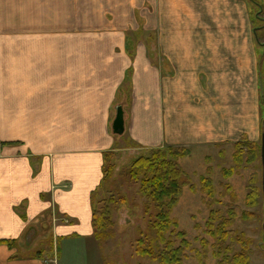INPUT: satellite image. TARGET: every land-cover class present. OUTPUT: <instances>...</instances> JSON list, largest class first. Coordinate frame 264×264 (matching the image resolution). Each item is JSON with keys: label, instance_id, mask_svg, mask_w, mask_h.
<instances>
[{"label": "crops", "instance_id": "crops-1", "mask_svg": "<svg viewBox=\"0 0 264 264\" xmlns=\"http://www.w3.org/2000/svg\"><path fill=\"white\" fill-rule=\"evenodd\" d=\"M252 7L0 0V240L12 242L0 243V264H60L78 242L100 252L91 194L103 154L117 148L116 106L122 135L143 148L255 139L262 48ZM47 221L51 249L22 255L27 232Z\"/></svg>", "mask_w": 264, "mask_h": 264}, {"label": "rangeland", "instance_id": "rangeland-1", "mask_svg": "<svg viewBox=\"0 0 264 264\" xmlns=\"http://www.w3.org/2000/svg\"><path fill=\"white\" fill-rule=\"evenodd\" d=\"M251 10L253 18L256 9L252 7ZM136 28L141 30V23H135L134 29ZM138 41L141 39L129 40L130 43L134 42V46ZM261 65L264 67V61ZM263 104L264 101L261 102V114L264 117ZM261 124L252 140L259 145V149ZM114 136L117 138V148L110 155V181L120 185V192L126 203L120 204L114 212L112 233L98 243L99 253L90 245L78 242L74 252L73 248H69L67 253L60 256V264H98L99 257H102V264H158L135 253L134 239L137 238L139 230L145 227V218L142 215L145 198L138 192V185L120 177L125 167L139 156L148 154L151 149L131 143L124 135ZM243 139L246 138H240ZM175 148L181 149L178 154L185 153L178 158L177 166L184 171L187 178L186 184L180 189L178 202L169 214L176 222V233L182 232L184 236L178 237L174 233L176 244L180 243V238L186 239L188 243L181 263L235 264L233 258L242 252L247 254L249 264H264V188L261 187L260 150L255 152L254 160L248 161L246 152L240 159L235 156L237 149L234 144ZM202 178L209 181L211 196L203 189ZM251 193H254V198L249 200ZM103 197L104 194L100 193L96 199ZM221 219H224V226L219 231L217 228ZM43 225L44 227L39 226L33 232H27V237L31 238L27 241L25 236L24 240L27 244L32 243V250L22 251V255L51 249L47 243L50 222H44ZM50 253L54 255V249Z\"/></svg>", "mask_w": 264, "mask_h": 264}, {"label": "trees", "instance_id": "trees-1", "mask_svg": "<svg viewBox=\"0 0 264 264\" xmlns=\"http://www.w3.org/2000/svg\"><path fill=\"white\" fill-rule=\"evenodd\" d=\"M248 1L255 7L253 0ZM255 9L253 13V25L256 28L259 23L254 17L257 8L255 7ZM260 28L257 32V42H264V27ZM261 47H263L261 58V62L263 63L264 44ZM260 72V77H262L261 89L263 92L261 101H264V67H261ZM261 122L264 124V117ZM234 146L237 149L235 156L240 159L241 155L246 152L248 161L254 160L255 152L259 149V145L255 141L246 139L235 142ZM180 150L170 146L151 149L148 154L134 159L129 166L125 167L126 169L120 175L124 180L138 185V192L145 198L142 214L145 218V227L139 230L137 238L134 239L135 253L148 260L155 261V263L158 262V264H182V259L185 257L184 250L188 246L186 239L183 238H180V243L176 244L173 234L175 233L178 237L184 236L182 232L176 233V222L169 215L178 202L181 193L180 189L187 182L184 171L177 166L178 158L185 154L182 152L178 154L177 152ZM259 150H261V146ZM110 155H112V151H106L102 156V178L97 188L91 194L90 206H92V217L90 218L93 237L98 243L110 237L114 226L112 216L120 204L126 203L125 197L120 192V185L110 181L112 173V166H110L109 161ZM201 182L203 183V189L211 196L212 189L209 181L202 178ZM100 193H103L104 197L96 199ZM251 194L248 196L249 200L254 198V193ZM219 223L218 225L220 226L217 230L220 231L221 226H224V219H221ZM0 243H7L9 246L12 242L0 240ZM39 253L40 251H37L36 254L39 255ZM232 261L235 264H249L247 254L242 252L237 254Z\"/></svg>", "mask_w": 264, "mask_h": 264}, {"label": "water", "instance_id": "water-1", "mask_svg": "<svg viewBox=\"0 0 264 264\" xmlns=\"http://www.w3.org/2000/svg\"><path fill=\"white\" fill-rule=\"evenodd\" d=\"M115 117L112 119V125H111V132L115 135H122L124 132V118H123V110L121 107L116 106L115 109ZM263 130L261 133V151H260V156H261V163H262V177L264 181V124ZM263 223V222H262ZM263 233H264V223H263Z\"/></svg>", "mask_w": 264, "mask_h": 264}, {"label": "flooded vegetation", "instance_id": "flooded-vegetation-1", "mask_svg": "<svg viewBox=\"0 0 264 264\" xmlns=\"http://www.w3.org/2000/svg\"><path fill=\"white\" fill-rule=\"evenodd\" d=\"M254 1V5H255V7L257 8V11H256V13H255V19L258 21V23H259V25L258 26H256V28L254 27V28H252V29H254L253 30V32H254V36H255V41H257V32L261 29L260 27H264V0H253ZM251 3V2H250ZM261 23V24H260ZM259 42V41H258ZM257 42V44L259 45V46H261V45H263L264 44V42H259L258 43ZM262 48V51H263V47H261ZM262 51H261V53H262ZM261 58H262V55H261ZM262 64V62H260L259 63V65H260V71H261V65ZM260 76H261V72H260ZM259 76V77H260ZM260 87L262 88V77H260ZM260 88V89H261ZM261 92H262V89H261ZM262 94H263V92H262ZM263 125V124H262ZM263 130V129H262ZM261 151V150H260ZM261 157V156H260ZM261 187H263L264 188V181H263V177H262V186ZM262 229H263V225H262ZM264 234V233H263Z\"/></svg>", "mask_w": 264, "mask_h": 264}]
</instances>
